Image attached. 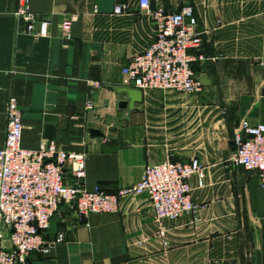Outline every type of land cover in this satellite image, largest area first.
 <instances>
[{
    "label": "crops",
    "instance_id": "0c3cea01",
    "mask_svg": "<svg viewBox=\"0 0 264 264\" xmlns=\"http://www.w3.org/2000/svg\"><path fill=\"white\" fill-rule=\"evenodd\" d=\"M137 1L30 0L48 20V36H38L15 17L17 0H0V147L14 96L22 144L54 139L84 153L86 188L113 192L137 182L147 165L196 158L204 185L196 187L195 176L188 182L203 207L196 219L164 220V245L145 193L123 198L117 212L86 217L64 202L45 233L62 232L64 240L47 255L31 252L28 264H264V189L255 172L228 161L238 122L264 123V0H150L167 11L193 6L206 58L192 67L203 90H144L129 106L121 67L154 33ZM115 4L125 11L113 14ZM70 14L76 18L67 40L59 30ZM64 177L72 181L69 163Z\"/></svg>",
    "mask_w": 264,
    "mask_h": 264
},
{
    "label": "built area",
    "instance_id": "2783aa9c",
    "mask_svg": "<svg viewBox=\"0 0 264 264\" xmlns=\"http://www.w3.org/2000/svg\"><path fill=\"white\" fill-rule=\"evenodd\" d=\"M137 5L153 19L154 33L147 45L122 65L121 84L140 91L200 93L203 84L192 62L206 57L198 52L202 39L193 6L187 4L167 11L162 6L152 8L150 0H138ZM124 11L123 4L112 8L115 15ZM14 15L25 24L27 32L48 36V20L31 9L30 0H17ZM75 18V14H70L62 19L61 37L72 38ZM93 85L100 86L98 82ZM5 115L6 131L0 147V264H28L31 252L47 255L61 243L62 232L53 237L45 233L64 202H70L79 217H86L91 213L117 212L123 198L145 193L157 226L156 235L164 245L167 244L164 220H174L185 213L196 219L203 207L193 201V187L188 182L195 176L196 187L204 185V172L196 158L147 165L137 182L113 192L104 191L98 185L89 189L83 184L84 153L61 149L54 139H42L35 147H25L22 112L14 96L7 101ZM233 142L235 149L228 161L255 172L264 189V123L241 119L234 129ZM67 163L72 181L64 177ZM5 237L7 243L2 244Z\"/></svg>",
    "mask_w": 264,
    "mask_h": 264
},
{
    "label": "water",
    "instance_id": "95a60500",
    "mask_svg": "<svg viewBox=\"0 0 264 264\" xmlns=\"http://www.w3.org/2000/svg\"><path fill=\"white\" fill-rule=\"evenodd\" d=\"M121 91H125L128 94V97L130 98V101L128 102L129 106H132L133 102L138 101L141 96V92L138 89L134 88H120ZM127 104L126 101H123L120 103V105L125 106ZM91 135L100 136L101 133L97 130L91 129L90 130ZM46 137L51 138L53 136V127L51 125L46 126Z\"/></svg>",
    "mask_w": 264,
    "mask_h": 264
}]
</instances>
